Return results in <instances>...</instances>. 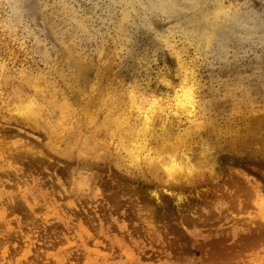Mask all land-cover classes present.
Wrapping results in <instances>:
<instances>
[{
  "label": "rangeland",
  "instance_id": "1",
  "mask_svg": "<svg viewBox=\"0 0 264 264\" xmlns=\"http://www.w3.org/2000/svg\"><path fill=\"white\" fill-rule=\"evenodd\" d=\"M0 264H264V0H0Z\"/></svg>",
  "mask_w": 264,
  "mask_h": 264
},
{
  "label": "bare ground",
  "instance_id": "2",
  "mask_svg": "<svg viewBox=\"0 0 264 264\" xmlns=\"http://www.w3.org/2000/svg\"><path fill=\"white\" fill-rule=\"evenodd\" d=\"M83 104V103H82ZM24 116V115H23ZM22 117V116H21ZM121 124V123H119ZM119 126V125H118ZM180 148V147H179ZM168 152V151H167ZM178 153V152H177ZM172 154V153H169ZM174 154L170 155V156H174ZM178 156V155H177ZM169 157V156H168ZM175 157V156H174ZM173 157V158H174ZM173 158L169 159L167 163H165V161H160L157 163L156 165V169H160V165L164 166V165H168L169 166V171H171V176L176 177V180L179 181L180 179H182L183 177V171L192 173L193 172V167L192 164L184 159H179L180 157H175V159L173 160ZM166 160V159H165ZM161 166V167H162ZM179 179V180H178ZM173 180V179H172Z\"/></svg>",
  "mask_w": 264,
  "mask_h": 264
}]
</instances>
